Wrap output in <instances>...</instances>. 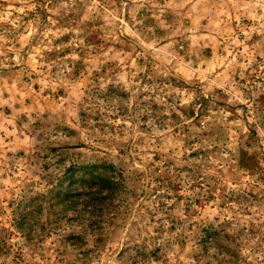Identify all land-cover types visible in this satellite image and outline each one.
Here are the masks:
<instances>
[{"label":"rangeland","instance_id":"374dc122","mask_svg":"<svg viewBox=\"0 0 264 264\" xmlns=\"http://www.w3.org/2000/svg\"><path fill=\"white\" fill-rule=\"evenodd\" d=\"M0 264H264V0H0Z\"/></svg>","mask_w":264,"mask_h":264},{"label":"trees","instance_id":"16d2710c","mask_svg":"<svg viewBox=\"0 0 264 264\" xmlns=\"http://www.w3.org/2000/svg\"><path fill=\"white\" fill-rule=\"evenodd\" d=\"M93 166L91 167V169L93 171L90 170H86L84 171V174H87L85 177L82 178V180L84 182H87V186L85 187V191H89V195L91 196H99L100 194L104 193V192H111V187L113 188V182L109 181V179H107V177H105V174L102 172L103 168H100L101 171H94L96 170V165H90ZM90 166H86L90 167ZM82 193L80 192H75L74 195H76L77 197H79ZM90 198V197H89ZM76 201V200H75Z\"/></svg>","mask_w":264,"mask_h":264}]
</instances>
